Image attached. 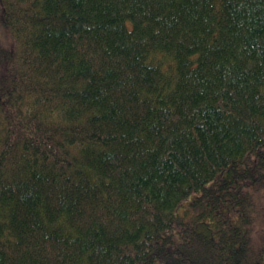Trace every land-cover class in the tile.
Instances as JSON below:
<instances>
[{
    "label": "trees",
    "instance_id": "trees-1",
    "mask_svg": "<svg viewBox=\"0 0 264 264\" xmlns=\"http://www.w3.org/2000/svg\"><path fill=\"white\" fill-rule=\"evenodd\" d=\"M258 199L264 0H0V264H264Z\"/></svg>",
    "mask_w": 264,
    "mask_h": 264
},
{
    "label": "rangeland",
    "instance_id": "rangeland-1",
    "mask_svg": "<svg viewBox=\"0 0 264 264\" xmlns=\"http://www.w3.org/2000/svg\"><path fill=\"white\" fill-rule=\"evenodd\" d=\"M256 205H258L259 209H260V212H262L263 208H264V201L261 199H258V201L256 200ZM261 217L262 215H259L258 214V217H257V221H256V224H255V227H258V224H260V220H261Z\"/></svg>",
    "mask_w": 264,
    "mask_h": 264
}]
</instances>
